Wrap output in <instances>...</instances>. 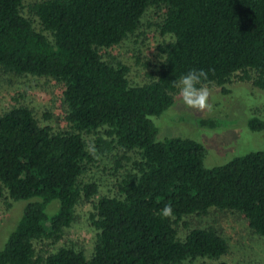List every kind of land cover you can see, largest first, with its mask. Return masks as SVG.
<instances>
[{"label": "trees", "instance_id": "trees-1", "mask_svg": "<svg viewBox=\"0 0 264 264\" xmlns=\"http://www.w3.org/2000/svg\"><path fill=\"white\" fill-rule=\"evenodd\" d=\"M149 8L166 38L145 61L147 80L132 82L130 66L100 50L136 34ZM191 69L208 73L203 86L226 91L236 79L264 90V0H0V72L60 83L67 123L41 124L25 104L0 113V188L10 199L34 197L0 264H228L215 226L178 228L211 208L242 214L264 235V146L205 166L203 142L157 138L151 115L173 104L174 81ZM101 163L110 184L85 177ZM82 203L95 230L88 256L84 245L60 242ZM166 204L172 218L160 215Z\"/></svg>", "mask_w": 264, "mask_h": 264}, {"label": "rangeland", "instance_id": "rangeland-1", "mask_svg": "<svg viewBox=\"0 0 264 264\" xmlns=\"http://www.w3.org/2000/svg\"><path fill=\"white\" fill-rule=\"evenodd\" d=\"M32 0H25L28 3ZM158 14L149 8L143 16L142 25L136 34L121 43L102 48L104 57L119 59L129 66L128 77L132 82L147 80L146 71L153 65L145 61L155 59L156 44L163 41L156 22ZM208 88L210 107L203 112L186 108L179 99V90L172 105L159 114L151 115L158 128L157 138L185 136L197 139L206 147L203 159L205 166L226 162L235 155L244 154L264 146V127L251 129L248 121L251 117L264 120V90L249 82L232 80L222 85H205ZM13 104H25L32 110L39 123L49 124L53 129L66 126L62 85L52 78L34 75H15L0 72V113ZM205 118L213 124L200 123ZM110 168L101 163L93 167L88 174L98 177L106 184L114 181ZM93 173V174H92ZM107 187V186H105ZM34 199H10L6 191L0 188V248L22 215L25 205ZM10 202L11 204H8ZM59 207L57 199L51 200L46 211L49 215ZM89 205L77 206L76 218L64 231L61 243L74 242L84 245L88 256L91 252L95 230L89 223ZM215 226L227 239L228 251L219 257L228 264L264 263V235H260L248 226L242 214L231 210L211 208L205 214H189L180 223L179 231L183 234L187 226ZM209 258L187 260L182 264H209Z\"/></svg>", "mask_w": 264, "mask_h": 264}, {"label": "clouds", "instance_id": "clouds-1", "mask_svg": "<svg viewBox=\"0 0 264 264\" xmlns=\"http://www.w3.org/2000/svg\"><path fill=\"white\" fill-rule=\"evenodd\" d=\"M208 73L203 69H191L174 81V87L179 90V99L183 105L192 110L203 112L210 107L209 90L203 86L202 81L207 80ZM160 215L164 218H172L173 210L170 204H166Z\"/></svg>", "mask_w": 264, "mask_h": 264}]
</instances>
